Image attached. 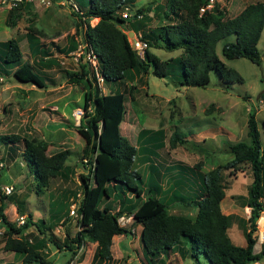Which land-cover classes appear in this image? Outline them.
Wrapping results in <instances>:
<instances>
[{"label": "trees", "instance_id": "16d2710c", "mask_svg": "<svg viewBox=\"0 0 264 264\" xmlns=\"http://www.w3.org/2000/svg\"><path fill=\"white\" fill-rule=\"evenodd\" d=\"M65 1L75 4L77 10L74 13L79 19L85 51L96 59V64L92 65L86 55H81L78 60L80 70L65 71L69 82L85 85L78 132L85 141L82 158L88 164L87 170L78 175L82 188L76 200L79 230L70 238L66 228L63 229L66 235L64 242L69 246L66 250L75 254L85 242H94L96 247L90 264L108 263L113 259V237L132 233L119 222L120 217L126 216L131 218L132 225L141 226L140 240L145 264L162 263V259L171 254H177L181 260L192 258L196 264H201L199 257L202 254L209 259V264H254L264 261V244H261L260 251L254 252L257 238L253 233L257 219L264 212V149L255 113L250 112L248 117V139L227 145L233 155L230 161L207 172L200 170L201 163L189 167L177 162L174 165L176 174H172H181L182 180L176 179L174 185L169 186L170 197L164 194L162 198L159 196L162 191L159 184L152 182L146 190L139 186L145 182L135 169L136 156L141 147L133 146L121 132L120 125L125 119L126 102L130 94L116 91L103 95L98 86L99 78L106 85L123 79L134 81L137 75L141 77L149 72L162 79L171 76L177 84L187 88L208 84L210 71H218L225 81L242 83L238 72L226 67L217 56V43L222 38L234 35L235 40L223 44V56L228 59L246 58L260 64L261 55L257 44L264 28V1L247 3L240 13L228 16V12L210 0H167L170 16L165 13L173 19L163 27L142 33V39L148 45L143 58L133 50L122 28L130 18L124 19L119 15V11L132 0ZM19 6L23 7L24 4ZM17 9H10L9 18L12 22ZM135 12L148 20L150 7H140ZM92 18H98L94 25H90ZM140 20H135L136 24L131 23L134 33L143 26ZM25 36L28 48L38 63L47 69L59 65L57 59L51 57L50 47L41 43L33 31H28ZM150 48L182 52L161 62ZM57 49L60 52L76 51L77 45L73 43L68 50ZM38 72L31 63L24 61L18 38L0 41L2 82L5 76L12 74L19 83L46 87V74ZM140 136H143L142 142L148 152L155 154L163 149L164 131L142 128ZM169 141L172 146L177 142H185L175 130ZM19 143L23 144L21 157L29 167L39 191L46 190L53 178L67 179L73 174L72 167L66 163L70 150L63 149L48 155L45 141L21 139L18 134L0 135V144L10 149H15ZM243 165L248 166L252 180L247 186L245 197L234 198L237 201L241 198L243 207L250 208V215L245 220L233 213L224 214L220 206L225 196V171L237 172ZM150 170L159 176L157 169L155 172ZM192 171L201 176L200 184L194 194L183 195L178 187L187 186V177ZM182 181L185 184L179 186ZM113 193L112 201L115 204L111 201ZM72 196L75 198L76 194ZM62 204L67 208L70 206L66 200ZM174 204L195 208V216L170 213ZM4 209L5 204L0 202V219L5 226V250L20 255L25 264H46L36 247L27 239L18 238L29 226L40 227L39 223L34 222L32 214L28 213L25 224L16 227L8 220ZM52 218L57 222L60 220L55 211ZM234 219L242 226L246 242L244 247L236 246L227 234ZM69 220L67 211L62 224L65 225ZM247 224L250 227H246Z\"/></svg>", "mask_w": 264, "mask_h": 264}, {"label": "rangeland", "instance_id": "374dc122", "mask_svg": "<svg viewBox=\"0 0 264 264\" xmlns=\"http://www.w3.org/2000/svg\"><path fill=\"white\" fill-rule=\"evenodd\" d=\"M132 1L127 2L125 6L130 7L132 12L149 5V19L144 20L141 17L127 20L122 25L127 33L131 31V23L136 24L135 20L143 21L141 23L143 26L138 30L141 34L171 23L173 18L166 16L165 13H169L167 0ZM254 1L257 0L211 2L228 12V16H234L240 13L247 3ZM15 8L19 9L15 10L12 22L9 13L13 8L0 3V41L11 37L18 38L24 61L31 63L38 73L46 74V87L19 83L12 74L4 77L0 84V135L18 134L21 139L36 138L45 141L48 155L63 149L70 150L71 154L66 163L72 167L73 174L67 179L55 177L46 190L39 191L29 167L21 157L23 144H17L15 149L0 144V162L4 164L0 171V202L5 204L4 213L16 227L17 216L28 213L32 214L34 222L39 223L40 227L31 225L26 228L21 238L27 239L36 247L46 264H90L93 255L91 244L85 242L74 254L66 250L69 246L64 242L66 235L63 230L66 228L70 238L79 230L78 218L71 217L70 210L72 204L77 202L78 195H81L82 188L78 175L86 171L88 166L82 158L85 141L78 132L83 112L85 85L74 84L65 77V71L80 70L78 60L81 55H86L89 59L81 39L79 19L75 16L72 3L65 0L26 2L23 7ZM97 21L98 19L92 18L90 25L96 24ZM28 31H33L41 43L50 47L51 57L57 59L59 65L47 69L36 61L25 39ZM129 39H132V36ZM233 40L234 35H229L218 41L216 54L226 67L238 72L243 79L242 83L225 81L218 71H210V80L205 86L188 88L177 84L171 76L157 78L152 72L141 77L137 75L134 81L123 79L106 85L99 78L101 94L108 95L116 91L130 94L126 102L125 119L120 128L133 146L141 147L136 156L135 169L145 179L144 184H139L144 190L149 188L152 182L167 187L174 185L176 179L182 180L181 174L173 175L177 170L174 165L179 161L189 167L201 163L202 172L211 171L218 165L230 161L233 155L227 145L248 139L247 121L250 112L255 113L264 149V28L257 44L261 55L260 64L246 58H225L222 46L225 42ZM53 43L55 46H51ZM73 43L77 45L76 51L60 52L57 49L58 47L68 50ZM150 50L161 62L182 52L156 48ZM142 128L164 131L163 149L156 151L155 154L148 152L149 150L144 148L145 143L142 142L143 136H137ZM174 130L182 135L184 143L177 142L175 146L171 145L169 139ZM148 162L159 165L157 168L159 176L146 166ZM167 166L169 168L165 169ZM200 177L196 171L190 172L187 186L178 187V191L183 195L194 194L200 184ZM251 180L247 165L241 166L237 172L225 171V197L221 202L223 213H233L242 219L245 216L249 217L250 208L243 207L241 198L247 194V186ZM184 184L182 181L179 186ZM4 185H12L13 192L9 195L3 194L1 187ZM74 193L75 198L72 196ZM165 194L170 193L167 191ZM147 195L148 191L145 197ZM235 196L241 198L237 201ZM113 197L114 193L111 201ZM65 200L70 203L68 208L62 204ZM262 202L264 204V199ZM112 204L115 202L112 201ZM172 206L169 210L171 213L195 216L196 209L193 207L188 208L181 204ZM231 206L234 208H230ZM53 211L60 218L59 222L52 218ZM67 211L70 220L64 225L62 220ZM119 222L132 233L113 237V259L108 264H145L140 240L141 226L132 225L131 219L126 216L120 217ZM263 222L262 211L253 233L257 238L254 251H260L261 244H264V240L258 239L259 228L261 229ZM246 227H250L249 224ZM227 231L230 240L236 246H245L244 232L237 220L234 219ZM4 243L5 236H0V264H25L20 255L5 250ZM199 258L201 264H209V259L205 255L202 254ZM162 260V263L157 264H196L192 258L181 260L177 254H171ZM259 264H264V261Z\"/></svg>", "mask_w": 264, "mask_h": 264}, {"label": "built area", "instance_id": "2783aa9c", "mask_svg": "<svg viewBox=\"0 0 264 264\" xmlns=\"http://www.w3.org/2000/svg\"><path fill=\"white\" fill-rule=\"evenodd\" d=\"M36 1L42 2L43 0H0V3L6 4L9 8H13V7L19 6V4H26V2H36ZM211 1H213V0H210V2ZM72 6L75 8V11H76L77 9H76L75 4L72 3ZM123 9H125V10L119 11V15L122 16L124 19H128V18L138 19V18L142 17L141 14H137L136 12H132L130 7H124ZM129 42H130L133 50H136L138 55L141 58H143L144 57V51L148 47V45H147V42L142 39V34L140 32L134 34L132 36V39H129ZM87 55L89 57L88 60L91 62V64L95 65L96 64L95 57L92 56L91 53H87ZM3 166H4V164L2 162H0V171L3 168ZM1 191L3 194L9 195L13 192V186L12 185H4L1 187ZM78 197H79V195H78ZM76 209H77V203L74 202L72 204L71 210H70L71 217H76V218L79 217L76 213ZM26 218H27V215H18L16 218L17 227L23 226L26 222ZM260 223H261V221H259V225H260ZM4 228H5V226L1 222V219H0V236H4V234H5ZM263 229H264V222H263V225L261 226V229L259 228L260 233L258 234L259 235L258 239L262 240V241L264 240V230ZM20 237L21 236H18V238H20Z\"/></svg>", "mask_w": 264, "mask_h": 264}, {"label": "crops", "instance_id": "0c3cea01", "mask_svg": "<svg viewBox=\"0 0 264 264\" xmlns=\"http://www.w3.org/2000/svg\"><path fill=\"white\" fill-rule=\"evenodd\" d=\"M98 19V18H97ZM129 32V31H128ZM130 32H132L133 33V35L134 34H136V33H134L132 30L130 31ZM130 32H129V34H130ZM47 45V44H46ZM48 46V45H47ZM49 47V46H48ZM0 82H2V78L0 77ZM137 136H139V132H138V135ZM152 165L154 166V167H152ZM146 166H148L149 167V169H153L154 170V172L156 171L155 169H157L158 167H159V165L157 164V165H154L153 163L151 164H149V162H148V164L146 165ZM169 168V166H167L165 169H168ZM162 187V191L160 192V194H159V196L160 197H162L163 198V195L165 194V192H169L170 193V190H169V186H167V187H163V186H161ZM165 196L167 197V198H169L170 197V194H165ZM225 197V196H224ZM224 199V198H223ZM222 199V200H223ZM222 202V201H221ZM221 204V203H220ZM222 205L223 204H221L220 206H221V210H222ZM173 207V206H172ZM230 208H234L233 206H231ZM249 208V207H248ZM223 212V211H222ZM171 213V212H170ZM174 214H177V213H174ZM225 214V213H224ZM227 214H231V213H227ZM131 219V218H130ZM244 219H247V216H245V218ZM89 242V241H88ZM90 244H91V246L92 247H90L91 249H92V251H93V253H94V250H95V247H96V243H94V242H89ZM254 252H258V251H254ZM93 256V255H92ZM260 262H262V261H259V262H255V263H257V264H259ZM103 264H108V263H103Z\"/></svg>", "mask_w": 264, "mask_h": 264}, {"label": "water", "instance_id": "95a60500", "mask_svg": "<svg viewBox=\"0 0 264 264\" xmlns=\"http://www.w3.org/2000/svg\"><path fill=\"white\" fill-rule=\"evenodd\" d=\"M132 35H133V33H132V32H130V34L128 33V36H129V37H131Z\"/></svg>", "mask_w": 264, "mask_h": 264}, {"label": "clouds", "instance_id": "9594fccd", "mask_svg": "<svg viewBox=\"0 0 264 264\" xmlns=\"http://www.w3.org/2000/svg\"><path fill=\"white\" fill-rule=\"evenodd\" d=\"M126 32V31H125ZM139 31H137L136 33H138ZM127 33V32H126ZM129 33V32H128ZM128 33H127V35H128ZM133 36V35H132ZM128 38H129V36H128ZM131 45V44H130ZM132 47V46H131Z\"/></svg>", "mask_w": 264, "mask_h": 264}, {"label": "bare ground", "instance_id": "6f19581e", "mask_svg": "<svg viewBox=\"0 0 264 264\" xmlns=\"http://www.w3.org/2000/svg\"><path fill=\"white\" fill-rule=\"evenodd\" d=\"M262 220V219H261Z\"/></svg>", "mask_w": 264, "mask_h": 264}]
</instances>
